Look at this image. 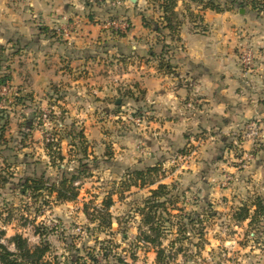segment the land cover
<instances>
[{
  "label": "rangeland",
  "instance_id": "374dc122",
  "mask_svg": "<svg viewBox=\"0 0 264 264\" xmlns=\"http://www.w3.org/2000/svg\"><path fill=\"white\" fill-rule=\"evenodd\" d=\"M47 1L37 0L36 8L45 12L48 10ZM55 1L58 5L59 0ZM91 1L95 4L89 8H85L86 0H81L79 6L85 8L86 14L96 12L94 20L105 26L103 30L122 21L129 22L125 15L118 12L120 9L127 11L132 6L137 13H157L147 0ZM72 6L75 7L74 4ZM227 11L233 12L234 18L247 16L243 23H234L238 27L244 25L246 30V35H237V38L247 39L248 33L258 36V32L264 30V13L255 15L256 12L249 8L240 13L236 7ZM23 17V11H20L21 20ZM41 18V15L33 17L30 13V17L25 15L22 22L30 19L41 23ZM35 24L37 27V22ZM52 27L58 33V36L49 38L53 45L68 40L61 23ZM253 36L247 39L251 42L246 40V46L241 47L255 52L250 69L243 68L239 63L244 80L241 90L247 95L244 101L248 105L256 104L264 109V58L257 56L264 35L260 40L253 39ZM39 37V42L43 43V36ZM12 53L10 47L2 53V57L0 52V74L9 73L7 65L10 68L15 66L20 68L18 78L22 80L33 73L35 66L36 70L40 69L34 55L23 53L15 57ZM111 63L114 62L105 58L104 63L89 64L92 78L87 86L79 88L80 94L83 93L81 99L68 97L70 109H63L59 101L39 108L42 117L35 121L41 123L37 124L40 133L32 130L21 141L19 132L22 127L17 124L23 120V115L10 114L7 141L0 143V166L11 165L14 182L41 174L50 180H56L62 174L70 177L77 174L80 163L86 170L73 182L78 195L72 201L59 202L47 198L46 202L37 203L19 194L13 184L0 188V228L5 231L2 242L13 250L8 238L20 233L30 246L46 243L48 249L43 260L49 264H112L117 256L127 264H153L155 248L141 241V215L136 212L137 206L143 205L150 187L131 186L124 189L122 182L126 169L143 168L159 160L162 163L161 182L174 184L171 189L173 203L167 204L174 214L170 218L172 231H165L161 236L162 247L166 254L173 257L165 264H264L263 219L257 218L256 222L249 224V219L236 221L233 218L237 206L250 202L257 195H264L261 194L264 192V112L242 116L236 128L209 131L191 141L190 136L187 137L189 141L180 148H187L185 154L179 153L180 149H162L159 153L138 136L143 123L150 118L149 110L122 96L129 83L127 77H122L118 65ZM76 108L82 109L79 110L82 115L76 116ZM62 109L66 110L63 118ZM51 110L54 115H51ZM19 118L22 120L18 121ZM82 119H89L88 124L94 127L90 136L84 133L88 140L87 155L71 146L70 138L63 132L65 126L83 128ZM250 126L256 131L252 136L248 134ZM59 136L62 137L59 142L64 158L51 164L45 149L46 138L56 141ZM107 152L111 155H106ZM152 154L157 159L151 158ZM3 158H6L5 161ZM109 193L113 200L109 207L112 223L110 228L100 231L96 229L97 221L86 217L83 204L89 202L100 207ZM195 218L200 221L195 223ZM197 242H201L200 247L195 246Z\"/></svg>",
  "mask_w": 264,
  "mask_h": 264
},
{
  "label": "crops",
  "instance_id": "0c3cea01",
  "mask_svg": "<svg viewBox=\"0 0 264 264\" xmlns=\"http://www.w3.org/2000/svg\"><path fill=\"white\" fill-rule=\"evenodd\" d=\"M36 2L0 0V50L3 52V49L6 51L10 47L15 57L23 53L32 54L41 66L39 70L35 66L32 74L19 80L20 68L7 65L10 94L17 92L20 96L28 94L31 97L23 107H8L11 115L24 113L31 117L36 109L47 106L51 84L61 86L63 98L59 102L63 104V109H70L68 97L81 99L83 93L80 94L79 88L87 86L92 78L89 64L104 63L105 58L114 62L112 65H118L122 77H127L129 88L138 92V87L143 91L139 103L149 110L150 118L143 123L138 136L147 142L149 148L153 146L159 153L162 149L178 151L189 141L186 137L188 134L191 141L192 138L196 139L191 134L204 135L209 131L236 128L242 116L264 112L259 105H248L244 101L247 95L241 90L244 83L238 58L244 49L241 47L246 46V40L252 35L253 39L259 40L264 35V30H261L258 36L248 33L247 39L241 38L246 35L244 25L240 28L234 23H243L247 19L245 15L234 18L236 16L231 11L206 10L204 18L207 30L203 32H195L185 23L180 33V46L171 60L176 66L177 73L174 75L159 71L156 61L148 58L147 51L155 34L143 27L141 16L134 11V7L118 11L125 15L130 24L124 35H118L110 27L103 30L105 26H100L94 20L96 12L86 14L84 9L95 4L91 0V5L86 2L85 8H80L81 0H59V6L55 0H48V10L45 12L36 8L39 1ZM181 4L179 1L177 8ZM20 11L24 14L22 20L25 15L29 18L31 13L33 17L41 15L40 22L50 28L61 23L66 32L65 39L68 40L53 45L48 37L39 33V20L26 19L22 22ZM64 19L66 22H63ZM41 35L43 43L39 42ZM237 35L241 36V40ZM261 43L257 56L263 59L264 41ZM10 94L5 98L6 104L11 101ZM5 99L0 100V108L7 107ZM79 110L82 111L75 109L76 116L82 115ZM89 121L81 120L87 137L94 128L88 124ZM35 130L40 133L37 126L33 132ZM150 157L157 159L155 154ZM159 159L162 160V157Z\"/></svg>",
  "mask_w": 264,
  "mask_h": 264
},
{
  "label": "trees",
  "instance_id": "16d2710c",
  "mask_svg": "<svg viewBox=\"0 0 264 264\" xmlns=\"http://www.w3.org/2000/svg\"><path fill=\"white\" fill-rule=\"evenodd\" d=\"M179 1L182 2L181 8H177ZM86 2L89 5L92 3L90 0H86ZM147 2L151 3L153 8H156L154 11H157L156 14L155 12L152 14H146L145 12L139 13L143 27L155 34L154 40L150 43L148 48L147 56L149 59L156 61L159 71L174 75L177 71L176 66L172 64L171 60L177 48L180 46V33L185 23H188L191 30L203 32L207 30V23L204 18V11L206 10L222 12L232 10L236 7L237 9L249 8L255 11L259 16L261 13H264V0H147ZM109 27L116 34L124 35L129 29L130 24L128 22V26L124 30L114 26ZM38 29L39 33L45 37L53 38V36H58L55 29L45 24L39 23ZM0 52L3 53L4 49L3 52L2 50H0ZM9 81V73L0 74V85H8ZM134 87L136 88L137 86ZM137 91L138 92H135L132 88H126L124 92H122V96L139 103L143 98V91L138 87ZM48 96L49 104L54 105L56 101L63 98V89L59 85L51 84ZM10 97V102L6 104V99L4 102L7 107L0 108V143L7 141L6 129L11 122L10 109L8 107H13L14 105H21L23 107L26 105L27 100L31 99L28 94L20 96L17 92L11 93ZM0 100H2L1 97ZM137 109L141 110L139 107ZM65 111L66 110L63 109L61 110V118H63ZM50 112L52 113L51 115H54L52 110ZM41 117L42 113L39 109H36L31 117H29V115L24 117L23 113V120L17 124L18 127H22L19 132L21 141L30 134L37 124H41L40 121H35L36 119H41ZM51 118H54V116ZM63 132L66 137L70 138L69 144L71 146L80 150L83 154H86L88 140L84 134L83 128L77 129L74 125H70L65 126ZM191 135L196 138L201 136L199 133ZM186 137H189V134ZM61 138L62 137L59 136L56 141H53L54 138H52L51 141L49 138H46L45 149L51 164H55L56 160H63L64 158L60 152L59 141ZM187 152L188 150L186 147L179 150L181 154ZM106 155L110 156L111 152H107ZM5 159L6 158H3L4 161ZM161 164L162 163L158 161L153 165L139 169L128 168L125 170V177L122 182L124 189H129L131 186L150 187L149 194L143 199V205L137 206L136 212L141 215L139 226L141 241L155 248L156 255L153 264H165L169 258L173 257L171 254H166V250L161 244V236L164 235L165 231H172L171 228L173 223L170 218L173 217L174 214L169 211L167 204L173 203L171 199V189L174 187V184L161 182L159 178L160 170H162ZM10 168L11 165L4 167L0 166V188H4L8 184H13L14 187L18 189L19 194L25 195L35 202L37 201V203L39 201L44 203L47 201V198H52L59 202L75 200L78 195V190L73 185V182L84 170H86L84 165L80 163L77 168V174H72L70 177L62 174L60 178L50 180L41 174L39 176L19 178L14 182L12 180L14 174ZM153 185H155V187H151ZM112 203L113 200L110 193L103 198L100 207L92 204L90 205L89 202H84L83 212L89 220L97 221V230L101 231L110 228L112 215L109 211V207ZM233 218L236 221L249 219V224L256 222L258 220L257 218H262V221H264V197L257 195L250 202H243L241 205L237 206L233 211ZM190 220H195V223L200 221L199 218ZM4 235V229L0 228V264H49L47 261L43 260V256L48 249L46 243L30 246L25 237L20 233H15L8 238V241L13 245V250H11L2 242ZM199 236H201L200 233ZM200 244L201 242H197L195 246L200 247ZM115 259V262L112 264H127L120 259L119 256Z\"/></svg>",
  "mask_w": 264,
  "mask_h": 264
},
{
  "label": "built area",
  "instance_id": "2783aa9c",
  "mask_svg": "<svg viewBox=\"0 0 264 264\" xmlns=\"http://www.w3.org/2000/svg\"><path fill=\"white\" fill-rule=\"evenodd\" d=\"M111 23H114V22L111 21ZM127 26H128V23H126L125 21H122V22H119L118 25L114 27L124 30ZM254 56H255L254 51L251 48H245L242 50L239 61L242 64L243 68L245 69L251 68L253 60H254ZM10 92H11L10 87L7 84L0 85V97L3 100L9 96ZM43 116H45V114H43ZM137 120H140V118ZM249 130H250V132L248 133L249 136H252L256 133L255 129L252 126L249 127Z\"/></svg>",
  "mask_w": 264,
  "mask_h": 264
},
{
  "label": "water",
  "instance_id": "95a60500",
  "mask_svg": "<svg viewBox=\"0 0 264 264\" xmlns=\"http://www.w3.org/2000/svg\"><path fill=\"white\" fill-rule=\"evenodd\" d=\"M239 12H240V13H243V12H244V9H243V8H240V9H239ZM116 102H117V103H119V102H120V100H119V99H117V100H116Z\"/></svg>",
  "mask_w": 264,
  "mask_h": 264
}]
</instances>
